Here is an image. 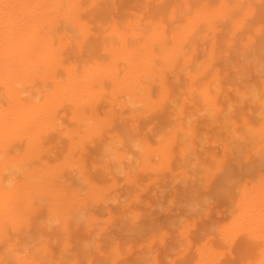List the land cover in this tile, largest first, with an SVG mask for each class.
<instances>
[{"label":"bare ground","instance_id":"1","mask_svg":"<svg viewBox=\"0 0 264 264\" xmlns=\"http://www.w3.org/2000/svg\"><path fill=\"white\" fill-rule=\"evenodd\" d=\"M133 247L264 264V0H0V264H132Z\"/></svg>","mask_w":264,"mask_h":264},{"label":"rangeland","instance_id":"2","mask_svg":"<svg viewBox=\"0 0 264 264\" xmlns=\"http://www.w3.org/2000/svg\"><path fill=\"white\" fill-rule=\"evenodd\" d=\"M152 117H153V116H152ZM154 118H155V116H154L153 118L150 117V121H151V119L153 120ZM150 121H149V122H150ZM144 122H146V123H145L146 126H144V124H143ZM141 125H142V128H144V127L148 128V130H146V128H144V130L148 131L147 133H146V131H145V133L148 134V138H149L151 135L154 136V134H153L154 129L152 130V126H151L152 123H151V122L148 123V120L146 119L145 121L142 122ZM143 126H144V127H143ZM150 126H151V127H150ZM149 127H150V128H149ZM153 127H154V126H153ZM142 128H141V130H143ZM149 129H151L152 131L149 130ZM144 130H143V133H144ZM150 131L152 132V134H151ZM144 135H145V134H144ZM149 135H150V136H149ZM93 138H94V137H93ZM96 138H97V137H96ZM146 138H147V136H146ZM153 138H154V137H150L149 140L151 139V141H152ZM87 139H88V138H87ZM90 139H91V138H90ZM90 139H88L89 142L97 141V140H92V139H91V140H92V141H91ZM94 139H95V138H94ZM100 139H101V138H100ZM88 140H87V144H88ZM103 140H104V139H103ZM103 140L101 139L100 141H99V140H98V141H99V143H101V142H103ZM149 140H148V142H150ZM153 140H154V139H153ZM85 141H86V140H85ZM48 142H49V141H48ZM66 143H67L66 141H64V142L62 141V142H60L59 145H61V146H62L63 144L66 145ZM84 143H86V142H82V144H84ZM93 143H94V144H93ZM150 143H151V144L153 143V145H154V141H152V142H150ZM82 144H81V145H82ZM91 144H92V145H91ZM91 144H89V145H90V146H93L92 148L89 147V145L87 146V145L84 144L86 147H89L90 152L92 153V155H91V156H92L91 159H90V158H87V159L90 160V161L93 160V159H95V158L93 157V155H97L96 152L98 151L97 148H96L97 150H95V147H96L97 145L94 147V145L96 144V142H92ZM97 144H98V142H97ZM49 145H50V144L48 143V146H49ZM59 145L57 146L58 149H59ZM64 145H63V146H64ZM81 145H80V146H81ZM20 146H23V144L21 143ZM63 146H62L61 150L63 149ZM66 146H67V145H66ZM80 146H78V147H77L78 149H76V150H77V155L74 153L76 158L79 157L78 152L82 151L81 153H83V154L80 153V157H82V156L85 155V153H86L84 148H82V149L79 150V148H81ZM82 147H84V146L82 145ZM86 147H85V148H86ZM20 148H21V147H20ZM47 148H48V147H47ZM50 148H51V147H50ZM93 148H94V149H93ZM53 149H54V148H53ZM53 149H52V151H53ZM55 149H57V148H55ZM55 149H54V152H56V153H55V156H56V154H58V153L61 154V151H60V150H55ZM83 149H84V150H83ZM87 149H88V148H87ZM50 150H51V149H50ZM50 150H49V151H50ZM78 150H79V151H78ZM58 151H59V152H58ZM50 152H51V151H50ZM50 152H49V153H48V152L46 153L47 156H49V155L52 154V153L50 154ZM54 152H53V153H54ZM74 152H75V151H74ZM84 152H85V153H84ZM90 152H89V153H90ZM87 153H88V151H87ZM91 153H90V154H91ZM46 154H45V155H46ZM48 154H49V155H48ZM90 154H86V155L89 157ZM98 154H99V153H98ZM47 156H46V157H47ZM52 156H54V154H52ZM52 156H49L50 158H49V157H48V158H49V159L52 158V160L56 159L55 156H54V157H52ZM77 156H78V157H77ZM97 156H99V155H97ZM97 156H95V157L98 159ZM53 158H54V159H53ZM57 158H58V157H57ZM85 158H86V157H85ZM152 158L154 159L155 157L153 156ZM81 159H84V157L80 158V161H82V162H84V163H85V160H87V159H85V160H81ZM88 160H87V161H88ZM154 160L156 161V159H154ZM50 161H51V160H50ZM90 161H88V163H90ZM93 161H94V160H93ZM93 161H91V162H93ZM95 161H97V160H95ZM95 161H94V162H95ZM88 163H87V164H88ZM87 164L85 163V165H87ZM89 165H91V164H88L87 166H89ZM148 170L151 171L150 168H149ZM148 170H147V171H148ZM150 171H149V172H150ZM94 173H95V172H94ZM147 173H148V172H145V173L143 172V174L140 176V178L142 179V176H143L144 174L147 175ZM145 175L143 176V179H144V177H145V179H148V182H150V177H153V175H152L151 173H150V174L148 173V175H149V176L147 175L148 177L145 176ZM151 175H152V176H151ZM119 177H120V176H119ZM119 177H118V178H119ZM105 178H106V179H109V177H105ZM118 178H117V179H118ZM121 178H123V177L121 176ZM106 179H104V180H106ZM110 179L112 180V178H110ZM117 179H116V180L114 179V182L117 181ZM151 179H152V178H151ZM111 180H109V181H111ZM119 180H121V182H122V181L124 180V178H123V180H122V179H119ZM109 181H108V183H107L106 185H108V184L110 185V184L113 182V181H112V182H109ZM124 181H125V180H124ZM124 181H123V183H127V182H124ZM140 181H141V180H140ZM106 182H107V181H106ZM114 182H113V183H114ZM121 182L117 181V183H116V182H115V183H116L118 186L120 185L119 187L122 188V190L117 189V188H119V187H118L117 185H115V183H114V184L112 183L111 185H114L115 187L117 186V187H116L117 190L115 189V191H114V190H111V189H110V190H111L110 192L114 191V192H112V193L116 194V196H117V195H120V194H121L120 191H122V194H121L120 196H117V200L115 199V196L111 193L112 198H113V196H114L113 199H115L116 201L113 200V199H111V200L109 199V202L112 201V204H113V205H114V204H117L116 206H118V210L115 211V210H116V209H115L116 207L113 206L112 204L109 205L108 203H107L108 205L105 206V204H103V205H100V207H98V208H97V206H95L96 209H97V213H98V215L102 212V213H101V216H102V214L104 213V216H103V217H106V216L108 217V213H109V211H110V210L108 211V207H110L111 205H112V209L115 207V208H114L115 210L113 209V210H114V211H113L114 213H115V212H118V213H119V212L121 211V210H120V209H121V208H120V206H121V202H120L118 199H119L120 197H122V198H121L122 200L124 199V196H125V193H124V189H125V188H124V187H126V185H128V184H125V186L121 187ZM143 182H144V181H143ZM143 182L141 181L142 184H143ZM145 182H147V180H145ZM104 183H105V181H104ZM119 183H120V184H119ZM123 183H122V185H123ZM144 184H146V183H144ZM147 184H148V183H147ZM114 186H113V187H114ZM161 186H162V185H161ZM109 187H110V186H109ZM113 187H112V188H113ZM127 187H128V186H127ZM158 187H160V186H158ZM117 191H118L119 193H117ZM108 194H109V193H108ZM109 195H110V194H109ZM109 195H108V197H110ZM106 196H107V195H106ZM108 197H107V200H108ZM122 200H121V201H122ZM113 201H114V203H113ZM116 202H117V203H116ZM101 206H102L104 209H106V210L108 211V213H106L107 211H106V212H105V211L103 212L104 209H102ZM119 208H120V209H119ZM98 209H99V212H100L101 210H102V211L99 213V212H98ZM110 209H111V207H110ZM119 210H120V211H119ZM174 210H175V208L173 209L172 212L170 211L171 213L168 212L169 214H167V213L165 212V214H164L165 216L163 215V213H162L163 216H162V215L160 216V215L158 214V215L162 218V220H161V218L159 219V216H158V217H157L158 220H159L160 222H162L163 224H164V222L166 223V221H168V218L171 216L170 214L178 213V209H177V208H176L175 212H174ZM111 211H112V210H111ZM164 211H165V210H164ZM94 212H95V211H94ZM95 213H96V212H95ZM106 214H107V215H106ZM116 214H117V213H116ZM166 214H167V216H166ZM96 215H97V214H96ZM98 215H97V216H98ZM168 215H170V216H168ZM176 215H177V214H175L174 217H173V215H172V217L175 218V217H177ZM41 216H42V219H43V216H44V215H43V214H42V215H39L40 219H41ZM107 217H106V218H107ZM167 217H168V218H167ZM98 218H100V215H99ZM101 218H102V217H101ZM101 218H100V219H101ZM102 219H103V218H102ZM102 219H101V220H102ZM40 221H41V220H40ZM103 221H104V220H102V222H100L101 225L103 224V225H104L106 228H108V229H107V231L104 232V233H102L103 230H99V231L101 232V233H99V238H101V241L99 242V244H100L101 242H103V243H102L103 246H105V245H107V246L103 247V246L100 244V245L102 246V248H101L100 245H96V246H94V247L97 248L96 251H94V248L91 247V248H90V249H91V252L94 253V254H96V253H97V250H99V249H98V246H100L101 249H104V250H107V251H108V248H109V247H108V246H109L108 244H110V241H111V239L107 237V234L110 232V227H108L109 225L106 223V221H105V222H103ZM106 224H107V225H106ZM59 226H60V225H59ZM59 226H58V225L55 226L56 232H58L57 234L54 233L55 230H52V233L55 234L54 236H55V238H56V242H57V240H58V242L54 244V246H56V247H58V245L60 246V243H63L62 241L64 240L63 237H62V236H63V234H62V233H63L62 228L60 229ZM57 227L59 228V230H57ZM61 227H62V226H61ZM80 230H81L80 233H77V232L79 231V229H78V231L76 230V232H75V234H74L76 238L79 236L78 238H79L80 240H78V238H77V240L80 241V242H81V240H82V241H84L85 239L87 240L88 237L85 235V233L83 232L82 229H80ZM59 231H60V232H59ZM99 231H98V232H99ZM60 233H61V234H60ZM76 233H77L78 236L76 235ZM81 233H82V234H81ZM173 233H175V234H173ZM173 233H171V234L174 235V236H171V237H172V238H175V241H176L177 237H175V236L177 235V233H176V232H173ZM59 234H60V235H59ZM102 234H104V236H103ZM56 235H58V236H56ZM61 235H62V236H61ZM84 235H85V236H84ZM101 235H102V237H101ZM72 236H73V235H72ZM81 236H84V238H82ZM57 237H58V238L60 237V238L57 239ZM80 237H81V238H80ZM103 237H104V238H103ZM107 238H108V239H107ZM167 238H170V236H168ZM62 239H63V240H62ZM106 239H107L108 241H107ZM59 240H61V241H59ZM104 240H105V241H104ZM168 240H169V239H168ZM168 240H166V241H168ZM170 240H172V244H171V245H173V243H174L175 241H173V239H170ZM170 240H169V241H170ZM105 242H106L107 244H106ZM108 242H109V243H108ZM78 243H79V242H78ZM82 243H83V242H82ZM167 243H168L167 245L169 246L171 242H167ZM61 245H62V244H61ZM54 246L52 247V249H53V250L56 249V252H57V249H60V247H59V248H56V247H54ZM133 248H134V250L131 248L130 251H132V250H133V251H132L131 253H130V251H129V254H133V255H135V256H133V255L130 256V255H129L128 258L130 259V261L132 262V264H137L138 259H137V257H136V254H137V256H138V254H140V256H142L143 253H142V252H140V253L137 252V253H136V251H137L136 247H133ZM171 248H173V247H170L169 249H171ZM101 249H100V250H101ZM135 249H136V250H135ZM169 249H168V250H169ZM53 250H52V251H53ZM104 250H103V251L101 250V252H100V251H98V252H100V253L103 254V253H104ZM107 251H106V253H107ZM134 251H135V252H134ZM53 252H55V251H53ZM91 252L89 251L90 254H92ZM133 252H134V253H133ZM190 252L193 253V250L190 251ZM58 253H59V250H58L57 254H58ZM106 253H105V254H106ZM135 253H136V254H135ZM144 253L146 254L147 251L145 250ZM53 254L56 255V253H53ZM102 254H99V255H98V261H99V259H100V261H99L100 263H103V260H102L103 258H102V256H100V255H102ZM190 254H191V253H190ZM143 255H144V254H143ZM56 256H57V255H56ZM99 257H101V258H99ZM103 257H105V255H103ZM105 259H106V258H105ZM132 259H133V260H132ZM134 259H135V260L137 259V260H136L137 262H136ZM101 261H102V262H101ZM104 261H105V260H104ZM178 261H180V260H178ZM133 262H134V263H133ZM135 262H136V263H135ZM78 263H79V264H84V263H83V260H82V261H79ZM180 263H181V261H180ZM165 264H166V263H165Z\"/></svg>","mask_w":264,"mask_h":264}]
</instances>
